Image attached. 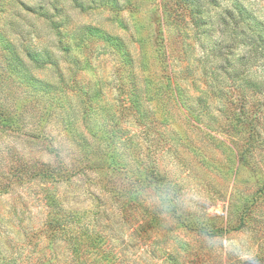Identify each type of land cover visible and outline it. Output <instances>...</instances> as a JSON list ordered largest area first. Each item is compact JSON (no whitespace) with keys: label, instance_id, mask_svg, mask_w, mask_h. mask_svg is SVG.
<instances>
[{"label":"rangeland","instance_id":"rangeland-1","mask_svg":"<svg viewBox=\"0 0 264 264\" xmlns=\"http://www.w3.org/2000/svg\"><path fill=\"white\" fill-rule=\"evenodd\" d=\"M0 264H264V0H0Z\"/></svg>","mask_w":264,"mask_h":264},{"label":"trees","instance_id":"trees-1","mask_svg":"<svg viewBox=\"0 0 264 264\" xmlns=\"http://www.w3.org/2000/svg\"><path fill=\"white\" fill-rule=\"evenodd\" d=\"M76 247H77V245H76Z\"/></svg>","mask_w":264,"mask_h":264}]
</instances>
